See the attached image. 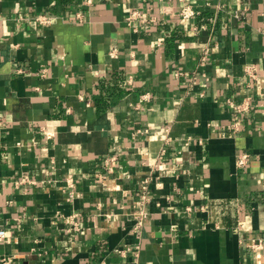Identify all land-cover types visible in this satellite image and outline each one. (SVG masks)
Returning <instances> with one entry per match:
<instances>
[{
  "label": "crops",
  "instance_id": "crops-1",
  "mask_svg": "<svg viewBox=\"0 0 264 264\" xmlns=\"http://www.w3.org/2000/svg\"><path fill=\"white\" fill-rule=\"evenodd\" d=\"M263 179L264 0H0V264H264Z\"/></svg>",
  "mask_w": 264,
  "mask_h": 264
},
{
  "label": "built area",
  "instance_id": "built-area-1",
  "mask_svg": "<svg viewBox=\"0 0 264 264\" xmlns=\"http://www.w3.org/2000/svg\"><path fill=\"white\" fill-rule=\"evenodd\" d=\"M92 0H87V2H91ZM248 10V6H244L238 10L235 11V15L237 17H244L246 12ZM197 13L196 11H194L190 6H185L182 8L181 10V16L183 18H188L191 15ZM37 20H39L42 23H50L52 21V16L51 14L47 13V12H42L40 14H38L36 16ZM142 19L143 21L147 20V16L140 12L139 10H133L127 17L128 23L132 24V22L135 19ZM135 30H138L137 26L134 27ZM202 28H205L204 24L202 25H197L195 24L193 26V29L196 32H199ZM115 51L116 48H113L111 50V54L115 55ZM208 54H209V48H204L203 49V53L201 56V64H204L207 61L208 58ZM246 69V74L248 76L251 77V79L253 80V83H255V79L257 78V67L255 64H249L245 67ZM178 75H183L184 72L182 71H178L177 72ZM197 74L194 73L192 75V78H196ZM256 84V83H255ZM229 103L232 105V107L237 111H246L248 109L251 108L252 106V96L251 95H247L244 96L242 100H235L233 98H229ZM236 120L234 121L233 125L236 127L237 123H238V114L236 115ZM169 138V136L167 137V139ZM166 152L167 149L165 147H163L160 151L159 156L156 159L155 165H154V169L159 170V168L161 167L162 162L165 160V156H166ZM250 154L249 152H243L241 153L238 158H237V165L242 167L245 166L249 160ZM112 158H115V156H112ZM152 176H146L144 179L141 180L140 183V189H139V196L136 200V208L135 211L133 212V219L135 221L134 225H133V231L136 233L137 236H139L140 234V230L143 226L144 220L145 218L148 216L149 214V204L152 201L153 198V193L150 187V181H151ZM261 185H262V190L264 192V179L261 181ZM75 196L74 191H70L68 198H72ZM64 221L67 222L68 224V231L69 230H80L81 226H80V222L77 218V213L75 214H71L68 217L64 218ZM0 240H8V231L5 227L0 226ZM248 245L255 250L261 249L262 247H264V238L262 237H251V241L248 243ZM136 248H139V245H135ZM132 246L126 245V248H122L120 250V252H125L127 249H131ZM15 255V254H14ZM14 255H9V256H5L2 258V263L3 264H12Z\"/></svg>",
  "mask_w": 264,
  "mask_h": 264
}]
</instances>
